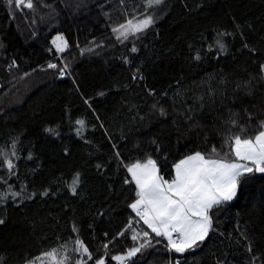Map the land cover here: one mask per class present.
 <instances>
[{"label":"trees","instance_id":"1","mask_svg":"<svg viewBox=\"0 0 264 264\" xmlns=\"http://www.w3.org/2000/svg\"><path fill=\"white\" fill-rule=\"evenodd\" d=\"M33 2L17 10L0 0V152L14 165L0 163V264L54 248L76 264L77 238L93 254L87 264H264V174L214 207L213 230L180 254L129 207L137 187L125 167L151 157L172 179L183 157L231 161L230 138L261 130L264 0H164L146 13L158 12L154 25L123 42L112 29L143 17L139 0ZM146 239L134 257L112 259Z\"/></svg>","mask_w":264,"mask_h":264},{"label":"snow or ice","instance_id":"2","mask_svg":"<svg viewBox=\"0 0 264 264\" xmlns=\"http://www.w3.org/2000/svg\"><path fill=\"white\" fill-rule=\"evenodd\" d=\"M163 2L164 0H144L145 13H141L143 19L138 20L133 15L124 24L113 28V33L117 34L116 39L123 42L128 39L130 34L135 35L154 25V15L146 13ZM8 3L15 4L17 10H21V8L34 9L33 0H8ZM52 43L60 52L65 51L68 47L67 41L62 36L55 37ZM216 44L220 50L225 47L219 39L216 40ZM211 48L212 45H209V49ZM132 51L135 52L137 49L133 47ZM195 58L200 59V56L197 54ZM48 67L56 68L57 65L49 63ZM66 67L67 65H65ZM61 74L63 75V69ZM76 123L84 125L83 120H78ZM260 128L261 130L254 137L242 139L238 134L230 138L235 159L231 161L227 157L206 159L203 154L196 152L173 166L175 175L171 180H165L163 176L159 175L160 170L157 163L151 157L143 163L136 161L126 165L125 167L132 178L131 182H134L137 187V199L129 207L156 237L166 238L169 249L183 254L198 247L199 243H202L209 232L213 230V218L209 214L211 210L233 201L238 196L242 181L246 177L254 173L264 174V121L260 122ZM46 131L52 133L54 129L49 128ZM77 132L79 133V129ZM11 155L15 156V152L13 151ZM117 155L119 154L117 153ZM0 163L10 173L14 169L12 160L4 156L2 152H0ZM79 182L80 174L76 173L70 186L73 194L76 193ZM129 182V180L125 181V183ZM12 195L19 196L20 193L15 192ZM44 195H47V192ZM6 198L5 193H0V199ZM3 223L4 221L0 219V224ZM73 230L77 231L75 226ZM143 237L148 238L149 233L144 231ZM131 239L137 240L138 234L133 235ZM74 243L76 245L74 251L83 254L76 264H87L88 260L93 259L92 252L82 240L77 238ZM150 243L151 240L146 239L145 243L139 247L129 248L125 255L114 256L112 259L124 261L134 257L145 247V244ZM103 247L107 249L108 245L105 244ZM250 250L251 246H249ZM104 255L106 256L107 253ZM67 259L68 257L58 259L57 249L54 248L41 253L40 256L28 261V264H66ZM94 264H105L104 256L96 259ZM174 264H181V262L176 260Z\"/></svg>","mask_w":264,"mask_h":264},{"label":"rangeland","instance_id":"3","mask_svg":"<svg viewBox=\"0 0 264 264\" xmlns=\"http://www.w3.org/2000/svg\"><path fill=\"white\" fill-rule=\"evenodd\" d=\"M139 2H140V5H142V4H144V0H139ZM148 15H154V19L156 20V18L158 17V12H156V11H153V12H151V13H149ZM140 19H143V17L142 18H140ZM139 20V19H138ZM57 36H62L66 41H67V44H68V47H69V43H68V39H67V37L64 35V33H57L55 36H54V38L55 37H57ZM68 47L65 49V51L68 49ZM64 52V51H63ZM62 54V53H61ZM66 60V62H67V64L69 65L70 64V61H68L67 59H65ZM0 85H1V82H0ZM201 153V152H200ZM201 154H203V153H201ZM190 155H192V154H190ZM204 156H205V158L206 159H215V158H209V157H207L205 154H203ZM187 156H189V155H187ZM187 156H185V157H187ZM185 157H183L182 159H184ZM182 159H180V160H182ZM179 160V161H180ZM178 161V162H179ZM177 162V163H178ZM158 167V166H157ZM159 175H161L160 174V171H159ZM162 176V175H161ZM164 178V177H163ZM165 179V178H164ZM165 180H171V179H165ZM210 214V213H209ZM199 243V242H198ZM201 243H199V245H200ZM57 252H58V259H64L67 255V253H61V250H57ZM26 264H28V262L26 263ZM66 264H67V260H66Z\"/></svg>","mask_w":264,"mask_h":264},{"label":"water","instance_id":"4","mask_svg":"<svg viewBox=\"0 0 264 264\" xmlns=\"http://www.w3.org/2000/svg\"><path fill=\"white\" fill-rule=\"evenodd\" d=\"M126 253H119V254H116V255H114V256H118V255H125ZM127 260V259H126ZM126 260H124V261H126ZM115 261H117V260H115ZM124 261H117V262H124Z\"/></svg>","mask_w":264,"mask_h":264},{"label":"built area","instance_id":"5","mask_svg":"<svg viewBox=\"0 0 264 264\" xmlns=\"http://www.w3.org/2000/svg\"><path fill=\"white\" fill-rule=\"evenodd\" d=\"M58 57H59V58H63V57H62V54H59ZM51 63H54V64L57 65V62H56V61H52Z\"/></svg>","mask_w":264,"mask_h":264}]
</instances>
